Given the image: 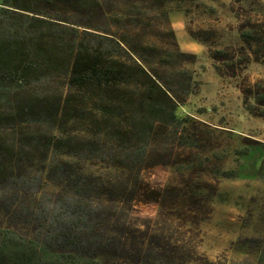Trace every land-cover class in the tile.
<instances>
[{"label":"rangeland","instance_id":"374dc122","mask_svg":"<svg viewBox=\"0 0 264 264\" xmlns=\"http://www.w3.org/2000/svg\"><path fill=\"white\" fill-rule=\"evenodd\" d=\"M29 5V16L67 14L79 33L88 27L92 34L81 35L84 44L120 64L122 88L108 93L106 102L121 108L97 124L88 111L70 113L74 121L61 129L91 137L73 148L99 155L98 168L139 167L133 213L141 219L168 215L191 243L188 264H264V91L254 88L264 80V63L251 57L232 73L225 63L218 71L212 59L216 51L245 47L241 26L264 27V0H89L78 13L60 0ZM49 36V47L58 48L62 36ZM44 64L37 60L36 69L63 72L57 62ZM90 95L101 100L98 92ZM23 105L33 123L37 109L51 104ZM90 120L94 126L87 128ZM101 151L110 160L103 163ZM39 188L34 182L30 195ZM39 191L30 210L42 231ZM70 203L66 198L58 205Z\"/></svg>","mask_w":264,"mask_h":264},{"label":"trees","instance_id":"16d2710c","mask_svg":"<svg viewBox=\"0 0 264 264\" xmlns=\"http://www.w3.org/2000/svg\"><path fill=\"white\" fill-rule=\"evenodd\" d=\"M35 1L0 0V264H188L191 243L168 215L141 219L133 213L139 167L98 168L99 155L73 148L91 141L90 135L61 129L74 121L69 120L74 111L94 114L97 124L99 117L121 108L114 100L106 102L111 99L106 100L108 93L122 88L119 62L85 45L81 35L92 33L84 26L79 33L67 14H25L33 11L29 4ZM60 1L65 10L73 5L72 12L78 13L89 0ZM239 30L245 47L216 51L212 59L218 71L225 63L235 73L251 57L264 63L262 24ZM54 33L63 37L55 49L46 40ZM254 45H261V51H252ZM37 60L43 66L57 62L63 72H40ZM254 88L264 91V80ZM94 92L100 94L99 102L91 98ZM25 103L51 105L38 108L39 119L32 123ZM146 106L149 113L155 110L150 103ZM88 122L87 128L94 126V120ZM100 156L105 163L111 154L101 151ZM34 182L40 188L30 195ZM39 190L44 201L42 231L30 210ZM66 198L71 203L59 206ZM197 264L223 263L201 259Z\"/></svg>","mask_w":264,"mask_h":264}]
</instances>
